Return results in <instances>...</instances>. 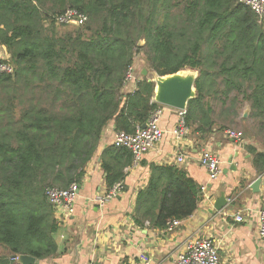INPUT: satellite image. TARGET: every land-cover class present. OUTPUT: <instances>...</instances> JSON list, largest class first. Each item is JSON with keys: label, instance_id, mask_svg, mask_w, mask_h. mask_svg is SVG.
I'll return each mask as SVG.
<instances>
[{"label": "trees", "instance_id": "1", "mask_svg": "<svg viewBox=\"0 0 264 264\" xmlns=\"http://www.w3.org/2000/svg\"><path fill=\"white\" fill-rule=\"evenodd\" d=\"M68 9L87 20L61 35L67 26L55 18ZM0 45L14 68L0 74V264L54 257L59 223L46 189L80 183L107 126L133 134L162 107L144 76L125 92L138 52L159 76L198 72L186 115L195 132L211 133L216 105L232 116L241 102L251 103L264 132V25L240 0H0ZM248 150L263 173L264 151ZM101 159L108 189L133 162L115 146ZM200 201L185 171L155 167L136 218L165 229L192 216Z\"/></svg>", "mask_w": 264, "mask_h": 264}, {"label": "crops", "instance_id": "2", "mask_svg": "<svg viewBox=\"0 0 264 264\" xmlns=\"http://www.w3.org/2000/svg\"><path fill=\"white\" fill-rule=\"evenodd\" d=\"M9 58L6 47L0 45V60ZM143 70V66L137 65L136 79L141 78ZM135 90V82L125 87L126 93ZM162 110L159 121L160 128L165 131L162 142L146 153L137 167L124 170V192L100 206L96 197L109 190L101 155L114 146L115 134L114 126L105 128L98 150L85 167L79 183L75 213L62 219L60 212L55 211L59 223L54 234L57 253L39 264H172L190 238L214 240L222 264H264V242L258 237V215L264 208V188L261 184L259 192L251 189L258 178L264 180V172H257L248 150L253 146L263 152L264 144L247 139L240 145L232 141L226 134L227 129H220L225 124L216 112L215 126L210 134L195 132L189 127V135L177 145L172 131L179 119L178 112L164 105ZM203 150L213 151L221 160L222 174L217 181L210 182L207 171L199 163ZM180 154L185 155V161L178 164ZM163 166L182 169L199 187L207 188L201 194L197 210L174 232L155 228L150 220L136 218L139 194L147 188L154 168ZM233 166L235 170L231 168ZM221 193H225L229 204L217 211L215 205ZM239 214L245 218L244 222L235 221ZM3 253L0 248V255Z\"/></svg>", "mask_w": 264, "mask_h": 264}, {"label": "built area", "instance_id": "3", "mask_svg": "<svg viewBox=\"0 0 264 264\" xmlns=\"http://www.w3.org/2000/svg\"><path fill=\"white\" fill-rule=\"evenodd\" d=\"M255 14L257 23L264 25V0H240ZM87 18L79 11L68 9L63 14L55 18L59 26L80 27L86 22ZM137 66L129 67L125 81L127 84L137 82L135 77ZM14 68L11 64L0 60V74H12ZM178 122L172 134L177 145H180L189 135L190 128L186 121L187 110H178ZM163 113L162 108L156 109L146 126H138L133 134L119 132L115 130L113 144L116 148H124L131 152L133 157L132 167H137L142 157L154 150L163 140L165 131L160 128L159 121ZM227 136L240 145L244 141L242 132L226 131ZM185 155L180 154L177 158L178 164L184 163ZM200 165L207 171L210 182L217 181L222 174L221 160L219 156L210 150H203L199 158ZM262 180V177L260 178ZM264 188V180H262ZM206 186L200 187L201 194L206 191ZM125 190L123 182L116 183L107 193L98 195L96 201L100 206H105L110 201L118 198ZM80 184L72 183L68 188L48 187L46 196L49 203L55 208L56 213L60 212L62 219H67L75 213V204L79 196ZM185 220L172 219L167 222L166 231L174 232L179 229ZM235 221L244 222L242 215H237ZM259 240L264 242V208L259 212ZM18 260V258H17ZM149 264V262H146ZM172 264H222L218 246L214 240L203 238H190L185 243L184 251L178 255Z\"/></svg>", "mask_w": 264, "mask_h": 264}, {"label": "water", "instance_id": "4", "mask_svg": "<svg viewBox=\"0 0 264 264\" xmlns=\"http://www.w3.org/2000/svg\"><path fill=\"white\" fill-rule=\"evenodd\" d=\"M181 71L177 74L168 75L165 77L157 75L155 82V100L157 103L169 106L178 110H187L188 103L190 100L196 97V87L195 82L198 75L195 74L194 77L187 76L184 77ZM195 72V71H193ZM191 72V73H193ZM142 75L148 77L149 72L144 69ZM146 125H143L145 127ZM235 170L234 166L231 167ZM226 171V170H225ZM224 171V173H226ZM262 180L258 178L251 186V189L259 192ZM229 202L225 193H221L220 197L216 201L215 209L217 211L223 210L228 206ZM14 258H17L14 256ZM36 259L31 256L21 255L18 257L19 264H36Z\"/></svg>", "mask_w": 264, "mask_h": 264}, {"label": "rangeland", "instance_id": "5", "mask_svg": "<svg viewBox=\"0 0 264 264\" xmlns=\"http://www.w3.org/2000/svg\"><path fill=\"white\" fill-rule=\"evenodd\" d=\"M75 27L74 26H67V27H60L59 31L60 34H66L68 32H74ZM145 44L144 40H141L139 42V46L143 47ZM143 51V50H142ZM138 52L136 55V59H135V68L137 65H141L144 67V69H146L150 76L148 75V77H146L147 79H149L150 81H153L154 79H156L157 75L151 70L150 65L146 63V61L144 60L143 56V52ZM194 70H184L185 73L183 76H192L194 77L195 75L189 72H193ZM193 73H196V75H198V72L195 71ZM141 77H143V75H141ZM145 77V76H144ZM141 79V78H140ZM154 82V81H153ZM217 107V113L218 115H223L224 117H222V120L225 124V129L230 130V131H237V132H242L244 139L247 140H252V141H261L264 144V132L261 131L259 124L260 121L256 120L255 118L252 117V105L250 102H241L237 104V107L235 109L236 111V115H224V113L221 111V107L220 105H216ZM162 108V107H161ZM230 119H234V122L230 121Z\"/></svg>", "mask_w": 264, "mask_h": 264}, {"label": "bare ground", "instance_id": "6", "mask_svg": "<svg viewBox=\"0 0 264 264\" xmlns=\"http://www.w3.org/2000/svg\"><path fill=\"white\" fill-rule=\"evenodd\" d=\"M185 73H187V72H183L182 74H185ZM189 73H191V72H189ZM192 74H194V73H192ZM195 75V74H194ZM183 76V75H182ZM184 77H186V76H184Z\"/></svg>", "mask_w": 264, "mask_h": 264}]
</instances>
